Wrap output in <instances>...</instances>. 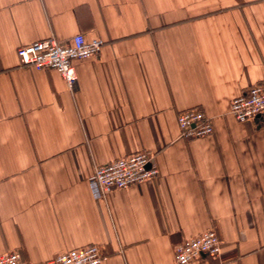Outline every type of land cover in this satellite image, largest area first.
Instances as JSON below:
<instances>
[{
	"label": "crops",
	"instance_id": "crops-1",
	"mask_svg": "<svg viewBox=\"0 0 264 264\" xmlns=\"http://www.w3.org/2000/svg\"><path fill=\"white\" fill-rule=\"evenodd\" d=\"M78 33L104 40L70 88L18 47ZM0 256L44 261L89 244L102 264H177L208 230L221 259L264 264V115L231 101L264 81V0H0ZM199 108L211 135L180 137ZM142 150L158 177L97 198V165Z\"/></svg>",
	"mask_w": 264,
	"mask_h": 264
},
{
	"label": "built area",
	"instance_id": "built-area-1",
	"mask_svg": "<svg viewBox=\"0 0 264 264\" xmlns=\"http://www.w3.org/2000/svg\"><path fill=\"white\" fill-rule=\"evenodd\" d=\"M104 40L88 39L83 33L76 34L69 42L55 37L18 47L17 54L22 65L38 70L52 69L60 73L70 88L78 81L75 61L97 57ZM0 61V73L2 72ZM230 113L239 122H247L264 115V81L256 83L231 101ZM180 137L196 139L209 136L214 131L213 119L203 110L193 107L179 112ZM152 152L142 150L114 161L99 164L89 176L88 182L97 198H106L112 191L125 189L158 177L160 173ZM216 230H208L189 238L174 249L177 264H191L203 256L221 259L222 240ZM98 244L74 248L44 261H27L21 252L13 250L0 256V264H102L106 256Z\"/></svg>",
	"mask_w": 264,
	"mask_h": 264
},
{
	"label": "water",
	"instance_id": "water-1",
	"mask_svg": "<svg viewBox=\"0 0 264 264\" xmlns=\"http://www.w3.org/2000/svg\"><path fill=\"white\" fill-rule=\"evenodd\" d=\"M260 116H263V114H261V115H258V117H260ZM258 117H255V118H258Z\"/></svg>",
	"mask_w": 264,
	"mask_h": 264
}]
</instances>
